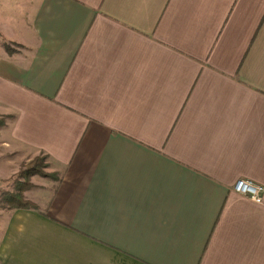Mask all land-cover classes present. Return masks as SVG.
I'll list each match as a JSON object with an SVG mask.
<instances>
[{
  "label": "crops",
  "instance_id": "1",
  "mask_svg": "<svg viewBox=\"0 0 264 264\" xmlns=\"http://www.w3.org/2000/svg\"><path fill=\"white\" fill-rule=\"evenodd\" d=\"M0 20V183L37 156L60 176L0 210V264H264V192L232 191L264 188V0H0Z\"/></svg>",
  "mask_w": 264,
  "mask_h": 264
},
{
  "label": "rangeland",
  "instance_id": "2",
  "mask_svg": "<svg viewBox=\"0 0 264 264\" xmlns=\"http://www.w3.org/2000/svg\"><path fill=\"white\" fill-rule=\"evenodd\" d=\"M6 1H8V0H6ZM0 21H2V20H0ZM0 123H4V120L0 119ZM37 157L40 158L41 164L43 165V168L41 170L46 174L45 177L37 175L39 177L38 181L40 182V180L42 179L43 184H47V182H48V183H52L54 185V183L59 181L60 176L57 173L50 172V168L47 167V163L43 157H41V156H37ZM32 160H30L29 162H27L25 164H22L19 169H22L23 167H25L26 165L31 163ZM32 177H33V175H32ZM32 177H30L29 179L24 181L23 178L18 176V172H17V175L15 176V178L11 179L10 181L8 180V181H4V182L0 183V210H5L3 208L6 207V205H7L6 201H5V198L7 197L6 194H15L18 191H21V188L25 189L22 192L23 198L25 200L29 201L28 199H26L24 193L28 190L33 189V184L30 182ZM27 185H28V188H25V187H27ZM35 187H37V186H35ZM29 202H31V201H29Z\"/></svg>",
  "mask_w": 264,
  "mask_h": 264
},
{
  "label": "trees",
  "instance_id": "3",
  "mask_svg": "<svg viewBox=\"0 0 264 264\" xmlns=\"http://www.w3.org/2000/svg\"><path fill=\"white\" fill-rule=\"evenodd\" d=\"M4 50L7 53V55L14 54L16 50L12 49L9 44H4ZM3 123H0V125ZM43 168V165L41 164V160L38 157H35L31 163L23 167L22 169H19L18 176L23 178L24 181L32 177V175H38L45 177L46 174L41 170ZM28 188V185L27 187ZM25 189L21 188V191H18L15 194H6V207L3 209L5 210H14V209H37V206L34 204V202H29L25 200L22 196V192Z\"/></svg>",
  "mask_w": 264,
  "mask_h": 264
},
{
  "label": "built area",
  "instance_id": "4",
  "mask_svg": "<svg viewBox=\"0 0 264 264\" xmlns=\"http://www.w3.org/2000/svg\"><path fill=\"white\" fill-rule=\"evenodd\" d=\"M232 191L239 196L259 204L262 202L264 188L259 184L246 179H238L232 186Z\"/></svg>",
  "mask_w": 264,
  "mask_h": 264
}]
</instances>
